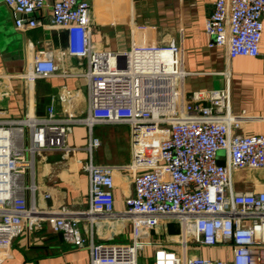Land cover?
<instances>
[{
	"label": "built area",
	"instance_id": "2783aa9c",
	"mask_svg": "<svg viewBox=\"0 0 264 264\" xmlns=\"http://www.w3.org/2000/svg\"><path fill=\"white\" fill-rule=\"evenodd\" d=\"M15 12L19 29L35 28L34 13L47 0H4ZM88 0H54L52 22L68 33V52L86 60L79 75L87 79L89 108L85 115H60L55 103L42 116L0 119V256L21 234L46 220L67 243H88L81 219L123 220L129 242L90 241L91 264H138L139 252L155 246L154 264H264V182L236 188L234 172L264 170V132H237L252 118L231 109L230 85L183 88L180 47L171 42L133 41L125 51L95 49L91 41ZM212 44L226 48L229 58L258 56L264 30V0H215L205 20ZM57 64L49 50L34 52L28 81L54 76ZM67 73H64L66 75ZM69 91H66L65 95ZM62 99V98H61ZM127 123L131 129V161L127 165L96 163L86 167L90 206L74 210L36 205L35 158L46 150L65 155L71 125ZM101 144L91 135L89 151ZM130 168L134 192L125 208L116 209L112 187L117 169ZM177 222L171 235L179 250L151 235ZM189 240L198 247L229 249L228 258L189 255Z\"/></svg>",
	"mask_w": 264,
	"mask_h": 264
},
{
	"label": "crops",
	"instance_id": "0c3cea01",
	"mask_svg": "<svg viewBox=\"0 0 264 264\" xmlns=\"http://www.w3.org/2000/svg\"><path fill=\"white\" fill-rule=\"evenodd\" d=\"M88 1L95 49L125 51L133 41L174 42L181 49L182 66L187 71L183 80L185 93L222 88L229 83L232 112L245 111L252 117L244 120L237 132H264V30L258 56L229 58L226 48L213 45V38L204 29L215 0ZM53 2L47 0L33 14L38 22L35 28L22 30L16 25L20 14L0 0V119L21 118L27 113L42 116L52 101L60 115H85L88 111L87 79L79 75L86 69V60L69 54L67 31L52 22ZM37 50L52 53L57 74L28 81L22 74L30 68ZM66 91L69 92L64 96ZM91 135L101 140L92 154L88 148ZM66 142L74 148L68 155L59 150L36 155L35 198L41 209L56 210L63 205L74 210L89 208L90 180L86 165L90 156L96 163L127 165L131 161V129L127 123L96 124L92 130L84 123H74ZM241 171H246L249 179L240 189L250 188L257 181L264 182L263 169ZM112 191L115 208L124 209L125 198L134 192L130 168L116 170ZM80 226L88 243L77 247L67 243L63 233L55 231L46 220L30 227L25 219L23 231L15 237L10 250L0 256V264H91V240L129 242L132 239L123 220L92 222L85 218ZM163 227L151 235L152 239L157 238L178 251L180 246L171 237V225L168 232ZM154 249L155 246H147L141 250L138 264H154ZM191 255L228 258L229 249L194 246Z\"/></svg>",
	"mask_w": 264,
	"mask_h": 264
},
{
	"label": "rangeland",
	"instance_id": "374dc122",
	"mask_svg": "<svg viewBox=\"0 0 264 264\" xmlns=\"http://www.w3.org/2000/svg\"><path fill=\"white\" fill-rule=\"evenodd\" d=\"M234 179L236 181L235 182L236 188H240V187L245 186V184L248 182L247 179H249V178L247 177V172L246 171H241L240 173L234 172ZM257 179L259 180V178H257ZM172 235H175V234H172ZM193 247H194V244L191 243L190 240H189V248H190V250L188 251L189 255H191V250H192Z\"/></svg>",
	"mask_w": 264,
	"mask_h": 264
},
{
	"label": "trees",
	"instance_id": "16d2710c",
	"mask_svg": "<svg viewBox=\"0 0 264 264\" xmlns=\"http://www.w3.org/2000/svg\"><path fill=\"white\" fill-rule=\"evenodd\" d=\"M168 225L169 226L171 225V230L170 231L173 232V234L174 233H178L180 231V227H179V224L177 222L173 221V222H170ZM169 226H168V230H169Z\"/></svg>",
	"mask_w": 264,
	"mask_h": 264
}]
</instances>
